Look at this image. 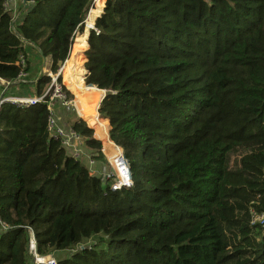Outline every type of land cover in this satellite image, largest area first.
I'll return each instance as SVG.
<instances>
[{
  "label": "trees",
  "instance_id": "obj_1",
  "mask_svg": "<svg viewBox=\"0 0 264 264\" xmlns=\"http://www.w3.org/2000/svg\"><path fill=\"white\" fill-rule=\"evenodd\" d=\"M33 1L15 21L0 0V77L25 55L41 95L30 56L85 63L67 92L106 95L72 126L94 160L93 130L113 164L123 150L133 184L112 191L51 138L46 104L5 105L0 264H27L28 226L41 253L79 246L58 264H264V0Z\"/></svg>",
  "mask_w": 264,
  "mask_h": 264
},
{
  "label": "built area",
  "instance_id": "obj_2",
  "mask_svg": "<svg viewBox=\"0 0 264 264\" xmlns=\"http://www.w3.org/2000/svg\"><path fill=\"white\" fill-rule=\"evenodd\" d=\"M95 0H93L94 2ZM17 0H4V6L7 11L13 13L14 20L17 21V9H16ZM27 4H34V1L31 0ZM17 65L21 67V72L18 77L13 80H6L0 77V114L5 105L11 104L18 107H30L38 104H46L47 109L49 111L48 120H47V130L49 136L53 139L58 140L62 147H64L67 152L73 157L79 159L82 155V149L84 147V138L83 136L73 128L72 125L67 126L63 123L61 118L56 114L54 105L57 101V104L63 108V110H71L72 108L78 114L75 100L73 96H70L67 90H69L63 83V80L60 81L59 78L63 79L62 70L64 65L58 70L57 73L51 72V70L43 71L42 75L49 76L51 81L44 88V91L41 95L34 94H19L13 93L12 90L14 87L24 83L28 84L29 81V73L25 71L27 68V58L25 55H21L20 59L17 62ZM38 79H35L37 82ZM70 91V90H69ZM72 92V91H71ZM73 94V93H72ZM110 128V127H109ZM111 140V139H110ZM112 141V140H111ZM113 144H115L113 142ZM117 148H120L115 144ZM120 160L116 164L112 163L109 157L110 166L113 167V172L108 177L114 176L117 172V175L113 182L110 183V189L112 191H116L122 189L124 187L132 186L131 175L129 171V166L125 159L123 151H120ZM89 164L93 165L94 160L92 157H88ZM254 221L264 223V214L257 215L254 213ZM0 225L4 231L9 229V226L3 223L0 219ZM28 232V244H27V264H58V262L51 258L47 253H41L39 250V242L37 240L35 231L32 227H26Z\"/></svg>",
  "mask_w": 264,
  "mask_h": 264
},
{
  "label": "rangeland",
  "instance_id": "obj_3",
  "mask_svg": "<svg viewBox=\"0 0 264 264\" xmlns=\"http://www.w3.org/2000/svg\"><path fill=\"white\" fill-rule=\"evenodd\" d=\"M59 2H63V1H65V0H58ZM93 5H94V2H93V4H92V7H93ZM91 7V8H92ZM91 8H90V10H91ZM90 10L88 11V13H87V15H86V19L89 17V13H90ZM86 19H85V21H86ZM85 28V27H84ZM89 28V27H88ZM30 52V51H29ZM30 58H32V62H34L35 64H37L36 66H37V69L40 71L41 69H42V67L43 66H45V64L43 63V58L42 57H39L38 55H32V56H30ZM73 59V58H72ZM69 60L68 62H66L65 63V66H64V68H66V67H72V66H76V67H83L84 68V65H85V63L83 64V62L82 61H80V60H78V59H73V60ZM46 62H47V60H45ZM47 64H48V62H47ZM47 67H48V65H46ZM46 76V75H45ZM63 80V79H62ZM68 80V79H67ZM33 81V80H32ZM30 86L31 87H27V88H23V87H20L21 89H20V91H19V94H27V93H24V92H26L27 90H29L30 92H32L33 91V93H35V85L34 84H30ZM22 89H24V90H22ZM96 91H98V90H96ZM101 93H104V91H102V92H96L95 94H93L92 95V98L90 99L91 100V108L92 109H94V108H97V106L99 105V103L101 102V99H100V97H101ZM73 97H74V95H73ZM99 99H100V102H99ZM55 104H57V101H56V103ZM65 112L67 113V121H68V123H70L71 125L72 124H74L75 122H77L81 117L77 114V112L75 111V109H71V110H69V111H67V110H65ZM82 119V118H81ZM93 132H95L94 130H93ZM101 142V144H102V149H103V142L102 141H100ZM83 148H85V146L83 147ZM101 149V150H102ZM102 152L104 153V155H105V157H106V163H107V169H106V178H107V180L108 181H110V182H113L114 181V179H115V177L116 176H118L117 175V172H115L116 174L114 175V176H111V177H108V175H111L112 174V172H113V167H111L110 166V163H109V159L107 158V154L102 150ZM94 160V159H93ZM88 162H89V160H88ZM94 162H95V160H94ZM90 165V164H89ZM93 175H96V176H101V174L100 173H92ZM99 174V175H98ZM99 240V238H97V237H95V238H92V239H89V240H86V241H84V244L86 245V244H89V243H91L92 241H98ZM79 248V246H72L71 247V249H69V250H65V251H59V250H54V249H52V250H49L48 251V255L51 257V258H53V259H55L57 262H59V260H61V259H63V258H66V257H69V256H71L77 249Z\"/></svg>",
  "mask_w": 264,
  "mask_h": 264
},
{
  "label": "crops",
  "instance_id": "obj_4",
  "mask_svg": "<svg viewBox=\"0 0 264 264\" xmlns=\"http://www.w3.org/2000/svg\"><path fill=\"white\" fill-rule=\"evenodd\" d=\"M93 7H94V5H93ZM92 7V8H93ZM91 8V9H92ZM16 9H17V20L18 19H20V17H22V16H24V9H25V1L24 0H17V2H16ZM46 60H47V62H48V64H47V62L46 61H44V59H43V63L45 64V66H43L42 67V69L38 72V76H37V78H35V79H38L39 80V77L42 75V73H43V71H45V70H50V67H51V57H47L46 58ZM46 65H48V67L46 66ZM32 80H34V78L31 76V75H29V84H31L33 81ZM28 87H31L30 85H28ZM23 88H26V87H23ZM22 90H24V89H22ZM103 90H98L97 92H102ZM105 93H101V97H100V99L101 98H104L103 96H105L106 95V91H104ZM24 93H27L28 95H34V94H37L36 92L35 93H33V91L32 92H30L29 90H27L26 92H24ZM100 99H99V102H100ZM102 100V99H101ZM54 109H55V112H56V114L61 118V120L63 121V123L65 124V125H67V126H70L71 124L70 123H68V121H67V113L65 112V110H63V108H61L58 104H55L54 105ZM90 109H91V111L93 110L92 108H91V100H90ZM77 111H78V115L79 116H84L85 115V110L80 106H77ZM91 128V127H90ZM109 133H110V128H109ZM94 138L95 139H97V140H99V141H101L97 136H96V134H95V132H94ZM113 142V141H112ZM106 154H108L107 153V151H106V147H105V145L103 144V149H102ZM123 151V150H122ZM103 153V152H102ZM92 154H93V151L91 150V149H89V148H87V147H85V148H83L82 149V155H81V157H80V160L82 161V163L84 164V165H86L89 169H90V171H91V173H100L101 174V176L100 177H105V173H106V169L108 168L107 166V163L105 162V163H102V162H99V161H97V160H95V162H94V164L93 165H89V162H88V157H92ZM104 154V153H103ZM105 156V155H104ZM108 157V156H107ZM94 158V157H93ZM99 175V174H98Z\"/></svg>",
  "mask_w": 264,
  "mask_h": 264
},
{
  "label": "bare ground",
  "instance_id": "obj_5",
  "mask_svg": "<svg viewBox=\"0 0 264 264\" xmlns=\"http://www.w3.org/2000/svg\"><path fill=\"white\" fill-rule=\"evenodd\" d=\"M88 20H89V17L86 19L85 22H88ZM94 28H95V25H91L89 27L90 30H92ZM63 70H64V67H63ZM63 70H62V72H63ZM90 97H91V94H82L79 97H74L76 108L79 105L85 110V114L91 112V109H90Z\"/></svg>",
  "mask_w": 264,
  "mask_h": 264
},
{
  "label": "water",
  "instance_id": "obj_6",
  "mask_svg": "<svg viewBox=\"0 0 264 264\" xmlns=\"http://www.w3.org/2000/svg\"><path fill=\"white\" fill-rule=\"evenodd\" d=\"M25 2H26V0H24ZM101 16V15H100ZM85 24H86V22H84V27H85ZM40 53H41V55H42V57H43V59H44V61L46 60V58L43 56V53H42V51H40ZM86 78V77H85ZM105 91V90H104ZM105 93V92H104ZM109 139H111V137H109Z\"/></svg>",
  "mask_w": 264,
  "mask_h": 264
}]
</instances>
